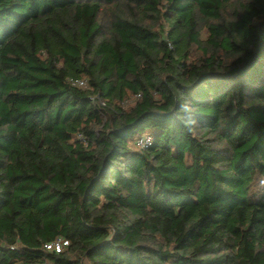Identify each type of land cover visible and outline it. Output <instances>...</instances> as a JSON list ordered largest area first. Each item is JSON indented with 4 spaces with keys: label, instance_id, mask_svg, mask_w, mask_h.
Instances as JSON below:
<instances>
[{
    "label": "trees",
    "instance_id": "1",
    "mask_svg": "<svg viewBox=\"0 0 264 264\" xmlns=\"http://www.w3.org/2000/svg\"><path fill=\"white\" fill-rule=\"evenodd\" d=\"M0 264H264V0H0Z\"/></svg>",
    "mask_w": 264,
    "mask_h": 264
},
{
    "label": "built area",
    "instance_id": "2",
    "mask_svg": "<svg viewBox=\"0 0 264 264\" xmlns=\"http://www.w3.org/2000/svg\"><path fill=\"white\" fill-rule=\"evenodd\" d=\"M73 83L78 85V86H81V87L88 86V81L85 78L75 79V80H73ZM91 100L93 103H98V104H102V105L105 104V102L97 95L91 96ZM152 139L153 138H152L151 134L143 133L141 136H139L137 138L136 145L139 148H144V147L151 144ZM67 244H68L67 240H63V239L59 238L53 243L46 244V247L49 249H55L57 251H60Z\"/></svg>",
    "mask_w": 264,
    "mask_h": 264
},
{
    "label": "rangeland",
    "instance_id": "3",
    "mask_svg": "<svg viewBox=\"0 0 264 264\" xmlns=\"http://www.w3.org/2000/svg\"><path fill=\"white\" fill-rule=\"evenodd\" d=\"M133 102H134V99L132 98V99L128 100L126 103H124V105H125L126 107H128V106L131 105Z\"/></svg>",
    "mask_w": 264,
    "mask_h": 264
}]
</instances>
